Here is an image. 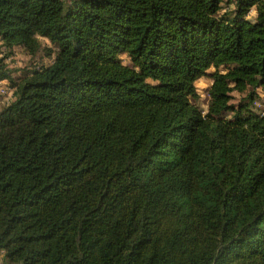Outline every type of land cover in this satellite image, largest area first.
<instances>
[{
  "label": "trees",
  "instance_id": "16d2710c",
  "mask_svg": "<svg viewBox=\"0 0 264 264\" xmlns=\"http://www.w3.org/2000/svg\"><path fill=\"white\" fill-rule=\"evenodd\" d=\"M0 86L7 263L264 264V0H0Z\"/></svg>",
  "mask_w": 264,
  "mask_h": 264
},
{
  "label": "rangeland",
  "instance_id": "374dc122",
  "mask_svg": "<svg viewBox=\"0 0 264 264\" xmlns=\"http://www.w3.org/2000/svg\"><path fill=\"white\" fill-rule=\"evenodd\" d=\"M251 17L255 16V11H253L250 14ZM43 52H40L37 57H31L28 53H26L23 49H18L17 52L14 55V65L25 67L27 65H30L31 63H37L38 61H45L48 62L49 58L43 57ZM8 83V82H4ZM212 84V80L209 77H203L197 81V87H198V93H199V100L198 104L201 106V108L205 109L207 108L208 101H209V88ZM8 84H6L7 86ZM12 89H7L5 86H0V108L3 107V105L11 99L12 96ZM257 106L259 108L264 109V92L262 93L261 99L257 102Z\"/></svg>",
  "mask_w": 264,
  "mask_h": 264
},
{
  "label": "built area",
  "instance_id": "2783aa9c",
  "mask_svg": "<svg viewBox=\"0 0 264 264\" xmlns=\"http://www.w3.org/2000/svg\"><path fill=\"white\" fill-rule=\"evenodd\" d=\"M0 264H9V263H7L5 260H3V259H0Z\"/></svg>",
  "mask_w": 264,
  "mask_h": 264
},
{
  "label": "crops",
  "instance_id": "0c3cea01",
  "mask_svg": "<svg viewBox=\"0 0 264 264\" xmlns=\"http://www.w3.org/2000/svg\"><path fill=\"white\" fill-rule=\"evenodd\" d=\"M0 259L5 260V259H4V254H3V252H0Z\"/></svg>",
  "mask_w": 264,
  "mask_h": 264
}]
</instances>
